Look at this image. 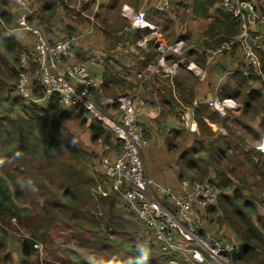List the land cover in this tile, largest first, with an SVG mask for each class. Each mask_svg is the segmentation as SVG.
Instances as JSON below:
<instances>
[{
	"label": "crops",
	"instance_id": "1",
	"mask_svg": "<svg viewBox=\"0 0 264 264\" xmlns=\"http://www.w3.org/2000/svg\"><path fill=\"white\" fill-rule=\"evenodd\" d=\"M26 1L37 9L36 18L30 16L29 20L43 24L52 41L73 33L79 36L66 61H89L92 56L100 59L90 63L89 68L94 75L105 78V98L121 94L134 97L136 119L149 139L142 151L143 162L148 175L156 181L179 189L181 176L201 167L199 162L206 159L205 149L207 156L217 160L236 156L249 159L246 153L255 149L264 153L260 148L264 140V91L257 71L244 59V50L238 43L231 50L208 57L209 48L218 47L238 33L235 21L224 13L218 0L204 1L200 9L208 17L195 12V0H125L117 9L110 8L113 0L75 1L96 2L129 24L143 12L145 20L156 26V31L145 32L138 26L116 25L105 14L112 37L88 14L83 13L90 21H78L60 3L50 14L45 4L53 0ZM253 1L264 10V0ZM6 9L14 24L24 12L15 5ZM16 37L22 46L33 40L24 32ZM179 42L182 44L178 53L168 49L170 44ZM160 44L164 51L159 49ZM162 56L166 58L164 66L159 64ZM261 59L264 69V54ZM223 100L227 102L222 111L210 105ZM99 102L107 115L120 117L117 106ZM58 106L66 107L59 103ZM191 108L197 123L194 131L189 130L187 120ZM112 141L115 142L113 138ZM110 148L106 146L104 153L114 158L118 148ZM208 169L209 174L215 175V169ZM209 220H205L204 228ZM254 221L263 232L258 221ZM241 245L240 242L239 248ZM29 258L18 243L10 262L22 264ZM1 260V264H9L5 258Z\"/></svg>",
	"mask_w": 264,
	"mask_h": 264
},
{
	"label": "rangeland",
	"instance_id": "2",
	"mask_svg": "<svg viewBox=\"0 0 264 264\" xmlns=\"http://www.w3.org/2000/svg\"><path fill=\"white\" fill-rule=\"evenodd\" d=\"M20 1L36 9L26 0ZM12 4L19 3L0 0L3 8ZM83 4L86 3H71L70 12L65 11L72 18L77 12H81L80 16L85 18L83 13L88 14L92 18L91 20L88 17L89 20L94 22L105 20L106 14L114 20V24L126 26L127 22L119 19L117 13H109L96 2H91L87 10L83 9ZM13 24V21L10 22L8 27ZM7 32L13 35L15 40H20L16 35L21 31ZM29 43L23 45L18 58L15 59L0 40V56L3 60L0 70V115L16 120V123L8 122V125L22 135L23 129L34 132L39 138L51 134L60 140L62 145L60 150L46 154L47 157L39 164V168L16 172L15 178L24 184L23 195L21 200L15 201L17 208L7 206L6 213L0 216V256L11 264L7 256H12L24 237L33 235L29 228L32 226L35 229L37 223L41 222L43 230H35L34 235H43L44 232V241H37V251L29 261L22 264H134L138 240L147 242L150 250L149 264H171L170 260L178 256L166 255L160 251L152 233L138 220L132 205L110 190L106 177L100 171V159L105 147H111L110 150L119 148V145L112 141L111 135L105 132L101 139L94 140L90 123L95 120L80 108L69 109L57 104L59 112L51 113L47 110L49 104L30 103L18 94L16 84L20 72L27 71L31 74L37 66L34 41L30 40ZM204 153L206 159L199 162L201 167L181 177L200 181L211 180L215 183L224 177L228 178L233 185L219 188L220 194L232 198L246 216L261 220L264 224V175H260L258 168L244 156H236L235 159L221 157L217 160L207 156V149ZM51 158L74 165L93 179L94 184L89 186L78 202L79 211H76L77 206L72 202H65V189L62 185L66 177L60 173L57 165L50 167ZM37 163L34 161V164ZM208 167L215 169V175L209 174ZM235 191L240 192L245 200L249 201L253 206L251 210L247 209L243 202L234 199ZM253 208H256V211ZM224 209L222 198L210 213L211 220L205 225V233L240 247L242 239L237 229L226 221ZM19 220H24L25 224H21ZM262 230L264 235V227ZM236 263L264 264V252L260 251L257 259L251 263Z\"/></svg>",
	"mask_w": 264,
	"mask_h": 264
},
{
	"label": "built area",
	"instance_id": "3",
	"mask_svg": "<svg viewBox=\"0 0 264 264\" xmlns=\"http://www.w3.org/2000/svg\"><path fill=\"white\" fill-rule=\"evenodd\" d=\"M9 1L19 3L16 5L24 12L16 24L6 26L7 30L32 36L37 64L31 74L20 72L16 84L18 94L30 103L56 100L63 106L80 108L111 135L119 145L118 152L114 158L108 153L101 156L100 171L110 190L132 205L138 220L152 233L160 251L178 256L170 260L171 264H237L234 254L240 251L239 247L205 233L204 222L219 203V188L210 180L183 177L181 187L175 189L149 176L142 158L149 139L136 119L134 97L121 94L105 98V79L94 75L89 68L90 63L100 59L92 56L89 61H66L79 36L74 33L52 41L42 24L29 20L30 16L36 18L35 9L20 0ZM219 4L236 21L238 33L218 47L209 48L208 57L231 50L235 43L240 44L244 59L257 71L264 91L261 59L264 54V10L253 0H219ZM131 24L145 32L156 31V26L145 20L143 12L138 13ZM181 44H170L168 49L178 53ZM159 49L164 51L161 44ZM159 64H166L165 56L159 59ZM99 100L104 105L117 106L120 117L107 115L99 107ZM226 102L214 101L210 105L222 111ZM260 148L264 152V140Z\"/></svg>",
	"mask_w": 264,
	"mask_h": 264
},
{
	"label": "trees",
	"instance_id": "4",
	"mask_svg": "<svg viewBox=\"0 0 264 264\" xmlns=\"http://www.w3.org/2000/svg\"><path fill=\"white\" fill-rule=\"evenodd\" d=\"M75 1L77 0H53L52 2L50 1L49 3H46V7H44L50 10V14H54L57 3H60L68 13L72 7L71 3H77ZM123 1L125 0H113L110 8H119ZM204 1L205 0H195V12L202 13V15L208 17L207 12L200 9L205 4ZM82 6L84 10H87L90 3L83 4ZM80 14L81 12H77L74 19L78 21L89 20L88 17H82ZM95 16L98 17V14ZM12 19V14L6 9V7L3 8V6L0 5V40L3 42L7 51L11 53L15 59H17L23 46L14 39L13 35H5V33H8L7 27L8 24L12 22ZM130 25L131 24L127 21L126 26L129 27ZM100 26L106 35H109V37L113 36V31L107 28L108 24L105 20L101 19ZM110 27L115 28L113 25H110ZM2 65L3 60L0 56V70ZM35 92L38 93L37 90H35ZM54 102L57 101H51L47 110L51 113H58V102ZM8 122L16 123V120H11L6 116L0 115V216L6 213L7 206L17 208L15 201L16 199L21 200L20 197L23 195L20 183L15 178L16 172H19L22 169L34 170L35 167L39 168V164L47 157L45 155H49L54 153V151L60 150L62 145L61 141L56 139L51 134H47L44 138H39L34 132H27V130L23 129L22 135L15 130L14 127L12 128L9 126ZM90 129L93 132L94 140L101 139L105 132L107 133V131L97 121H92L90 123ZM246 156L249 157L251 162L255 164L256 167H259V173L264 175V153L255 149L252 152L248 151ZM34 161H37L38 163L34 164ZM49 161L50 167L53 168L57 165V169H59L60 173L66 177L62 185L65 189L63 190L65 202H72L77 206L76 211H79L78 202L80 201L81 196L84 195L87 189H89V186L94 184L93 179L89 178L85 172L77 169L74 165L67 164L65 161L57 160L56 158H51ZM213 183L221 189L228 188L233 185V182L225 177L222 178L220 182ZM233 197L234 199L243 202L247 209L250 208L251 210L253 207L249 201L245 200L244 196L240 192L235 191ZM222 198L223 203L225 204L224 211L226 221L232 227L237 229L239 236L242 239V245L241 248H239L240 251L234 254V260L251 263V261L257 259L260 251L264 252V235L255 224V221L246 216L240 207L233 202L232 198L219 194V201L222 200ZM214 209L215 208H212L211 211ZM253 210L256 211V208H253ZM19 222L23 225L25 224L24 220H19ZM258 223L261 224V227H264L261 220H258ZM29 229L33 235L24 237L21 241L22 252L27 258L33 256L37 251L35 247L37 241H44V232L42 233L43 235H34L36 231L43 230V223L38 222L35 229H33L32 226ZM38 237H40V239H38ZM9 258L10 256H7V259Z\"/></svg>",
	"mask_w": 264,
	"mask_h": 264
},
{
	"label": "clouds",
	"instance_id": "5",
	"mask_svg": "<svg viewBox=\"0 0 264 264\" xmlns=\"http://www.w3.org/2000/svg\"><path fill=\"white\" fill-rule=\"evenodd\" d=\"M10 33H5V35H9ZM20 186L24 189V184L19 181ZM136 258L134 264H149L150 258V250L148 248L147 242H141L140 240L137 241L136 244Z\"/></svg>",
	"mask_w": 264,
	"mask_h": 264
},
{
	"label": "water",
	"instance_id": "6",
	"mask_svg": "<svg viewBox=\"0 0 264 264\" xmlns=\"http://www.w3.org/2000/svg\"><path fill=\"white\" fill-rule=\"evenodd\" d=\"M187 120L189 123V130L194 131L197 127V123L195 122L194 119V108H191L188 113H187Z\"/></svg>",
	"mask_w": 264,
	"mask_h": 264
}]
</instances>
